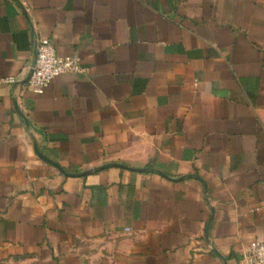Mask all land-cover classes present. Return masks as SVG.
<instances>
[{"label": "crops", "instance_id": "obj_1", "mask_svg": "<svg viewBox=\"0 0 264 264\" xmlns=\"http://www.w3.org/2000/svg\"><path fill=\"white\" fill-rule=\"evenodd\" d=\"M82 73L25 88L39 41ZM0 264H238L264 239V0H0Z\"/></svg>", "mask_w": 264, "mask_h": 264}, {"label": "built area", "instance_id": "obj_2", "mask_svg": "<svg viewBox=\"0 0 264 264\" xmlns=\"http://www.w3.org/2000/svg\"><path fill=\"white\" fill-rule=\"evenodd\" d=\"M82 72L83 69L76 57H59L55 54L52 44L42 40L36 45L34 64L25 88L36 95H41L54 78L64 73ZM13 82L11 78L0 79V85ZM238 264H264V239L247 244Z\"/></svg>", "mask_w": 264, "mask_h": 264}]
</instances>
